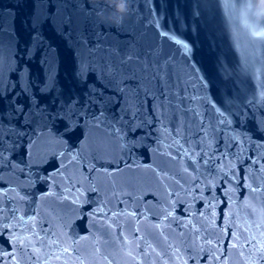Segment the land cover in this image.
Masks as SVG:
<instances>
[{
  "label": "water",
  "instance_id": "95a60500",
  "mask_svg": "<svg viewBox=\"0 0 264 264\" xmlns=\"http://www.w3.org/2000/svg\"><path fill=\"white\" fill-rule=\"evenodd\" d=\"M120 2L73 0L68 28L41 23L39 0H0L4 264H264V0ZM128 54L172 99L147 139L113 131L119 104L93 118L90 92L116 86L97 77ZM69 101L87 113L71 128L57 118ZM201 124L220 149L204 166L173 143L179 127L197 147ZM130 135L143 146L129 153Z\"/></svg>",
  "mask_w": 264,
  "mask_h": 264
},
{
  "label": "snow or ice",
  "instance_id": "6c2138e0",
  "mask_svg": "<svg viewBox=\"0 0 264 264\" xmlns=\"http://www.w3.org/2000/svg\"><path fill=\"white\" fill-rule=\"evenodd\" d=\"M72 2L73 0H39V4L42 6L39 14L40 22L42 23L47 20L59 19L61 25L71 28L73 21L72 17L67 14V9ZM129 2L132 4L135 3L136 0H129ZM142 3L148 4L149 0H142ZM94 7H98V9L105 15L110 11V7L106 2ZM154 13L155 9L149 8V14L154 15ZM158 20L159 17L154 16V26ZM161 31L163 32V30ZM163 34L166 37L169 36V33L164 32ZM176 42L180 43V41ZM182 46L187 48L186 44H183ZM0 51H2V49H0ZM133 60L137 61L135 66L132 64ZM90 71L95 74V69H90ZM147 72L148 66L139 63V57L134 54H128L119 57L115 62L110 61L106 63L103 72L97 77V79L98 81H102L104 78H107L110 81H114L116 86L110 88L111 93H113L112 95L106 94L103 90L96 93L90 92V95L94 96L90 103L98 109V113H93V118L96 120L105 119L106 111L119 104L120 107L117 110L119 115H113L111 119L114 122L119 123L121 129L114 128L113 131L117 134L122 130L127 133H135L139 131L142 132L144 138L147 139L148 126L152 124L153 118L156 119L157 123L161 120L159 109L163 107L167 111V109L173 106L168 91L163 87L156 89L152 86L153 78L158 79L156 73L153 72L151 76L142 75V73ZM81 74L84 75L83 69H81ZM162 83L163 81H161V84ZM2 85L3 82L0 80V99H6V89H3ZM11 86V84L8 85V87ZM107 86L108 85H106V87ZM149 100L151 101V114H149L148 111ZM69 104H71L70 101L68 104L62 106L63 115L58 112L57 118L62 120L66 127L71 128L73 125L79 126L81 120L87 119L84 105L77 103L69 107ZM16 111L20 112L23 111V109L17 108ZM82 112L85 113L84 116H81ZM125 116H128L129 119L125 120ZM164 118H166V116ZM174 131L176 132L177 138L173 140V143L176 145L177 154L187 156L190 160L192 157H198V159L192 161L193 164L202 162L201 166L209 165L212 163V157L216 155V152L220 151L219 148L214 149L211 156L205 151L206 146L209 145L206 140L207 132L203 124L200 125V129L196 133L197 147H191V136H180L179 127L174 129ZM9 134L19 137L22 135V132L17 129H9ZM3 138V118L0 117V171H3L5 167L11 165V162L6 161L4 158V149L2 147ZM180 140H183V143H180ZM185 144H188L189 148L185 149ZM125 145L126 150L130 153L132 149L136 148L138 145L143 146V141L137 136L130 135L127 137V140H125ZM197 148L199 151H197ZM225 148H227V144H225ZM68 151L71 152L72 148L69 147ZM251 163L256 165L258 161L252 160ZM21 171L23 170L21 169ZM257 171L264 175V165H261ZM252 191H256V189L254 188ZM229 238L231 239V237ZM249 244L252 247H255L254 240H250ZM2 251L3 249L0 247V252ZM261 258L264 259V256ZM0 264H4L2 256H0Z\"/></svg>",
  "mask_w": 264,
  "mask_h": 264
},
{
  "label": "clouds",
  "instance_id": "9594fccd",
  "mask_svg": "<svg viewBox=\"0 0 264 264\" xmlns=\"http://www.w3.org/2000/svg\"><path fill=\"white\" fill-rule=\"evenodd\" d=\"M127 4H126V0H121L120 4H119V10L121 12H126L127 11Z\"/></svg>",
  "mask_w": 264,
  "mask_h": 264
}]
</instances>
